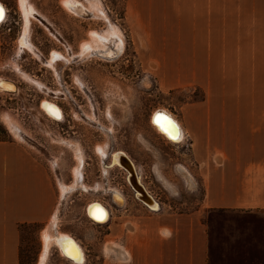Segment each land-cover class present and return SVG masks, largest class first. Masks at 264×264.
<instances>
[{
  "label": "rangeland",
  "instance_id": "rangeland-1",
  "mask_svg": "<svg viewBox=\"0 0 264 264\" xmlns=\"http://www.w3.org/2000/svg\"><path fill=\"white\" fill-rule=\"evenodd\" d=\"M64 1L10 0L14 19L1 25L0 139L34 148L56 192L45 223L19 226L20 264H40L44 253L42 264L113 261L114 223L124 212L196 209L204 195L199 164L219 137L218 113L235 108L236 97L264 108V0H71L72 10ZM244 57L240 77L235 63ZM43 102L61 109V120ZM156 111L180 122V142L156 129ZM121 152L155 208L112 164ZM94 202L109 209L104 223L88 216ZM202 220L208 264H264L251 261L264 246H244L264 209L205 210ZM63 235L77 241L78 259L69 246L63 252Z\"/></svg>",
  "mask_w": 264,
  "mask_h": 264
},
{
  "label": "crops",
  "instance_id": "crops-1",
  "mask_svg": "<svg viewBox=\"0 0 264 264\" xmlns=\"http://www.w3.org/2000/svg\"><path fill=\"white\" fill-rule=\"evenodd\" d=\"M0 5L12 9L10 0H0ZM6 34L1 26L0 56L7 49ZM238 64L240 77L247 76V57L236 61L235 69ZM246 107L247 99L236 97L235 108L219 112L221 120L213 123L220 134L211 158L199 164L204 168L201 204L192 211L124 212L114 223L115 260L103 264H208L205 210L264 209V108ZM55 200L51 174L35 149L14 138L0 139V264H20L19 226L45 223ZM249 226L252 233L244 246H264V223ZM251 259L264 263V254Z\"/></svg>",
  "mask_w": 264,
  "mask_h": 264
},
{
  "label": "bare ground",
  "instance_id": "bare-ground-1",
  "mask_svg": "<svg viewBox=\"0 0 264 264\" xmlns=\"http://www.w3.org/2000/svg\"><path fill=\"white\" fill-rule=\"evenodd\" d=\"M20 2H21L20 4H23L24 0H20ZM63 4L65 5L66 8H68V10H72V6H73L74 3L71 0H67V1H64ZM0 8H3V7L0 5ZM3 10H4V8H3ZM91 35L93 36V34H91ZM90 43L91 42L88 41L86 46H88V44H90ZM0 81H3V80L0 78ZM42 108L45 110V112L49 116H51L53 118H56V117L60 116V115H58V114H60V112L58 110L56 111V109L52 106V104H49L47 102H43L42 103ZM169 121L171 122V125L175 126L174 131L171 130L170 125H169ZM152 123L154 124L156 129L161 134L165 135L172 142L177 143V142H180V140H182L183 131L181 130L178 121L175 118H172L167 113H165L163 111H156L154 113L153 117H152ZM115 163H118L121 167H123L125 170L128 171L129 176H130L129 180H130L132 186L134 187V189L137 192V193L134 192L135 196L139 200H141L143 203H145L146 206H149L151 208H155L157 206L156 202L148 195L147 192L144 191L143 187L140 186L139 183L136 181L137 179H136V176H135L134 164L129 159V157H127L125 155V153H122V152L121 153H117L115 156H113L112 164L115 165ZM127 180H128V177H127ZM129 180H128V183H129ZM132 186H131V188H133ZM136 194H138V195H136ZM101 211L103 212V219L94 218V215H99V213ZM87 213H88V216L91 219H93V220H95V222L97 221L99 223H104L107 220L108 215H109L108 210L105 207H103L100 203H97V202L92 203L88 207ZM44 239H45V242H44L45 243V247H47L49 242H50V240L48 239V237H44ZM59 242H60L59 244L61 246H63V252L66 255H68L67 251H66V249H68V248H66V246H69V253H71V255H69V256L71 258L73 256H75L76 257L75 259H78L81 256L80 247L76 244L77 241H74L68 235H63L62 238L59 240ZM44 255H45V253L41 256L40 264H42Z\"/></svg>",
  "mask_w": 264,
  "mask_h": 264
},
{
  "label": "flooded vegetation",
  "instance_id": "flooded-vegetation-1",
  "mask_svg": "<svg viewBox=\"0 0 264 264\" xmlns=\"http://www.w3.org/2000/svg\"><path fill=\"white\" fill-rule=\"evenodd\" d=\"M14 12L15 13H17L15 10H14ZM11 19H14L13 18V16H12V11L11 12H8V18H7V20L6 21H8V20H11ZM10 24H11V22H10ZM9 29H10V26H9ZM52 53H55V52H52ZM59 55H60V52L58 51L57 52ZM54 57H55V55H53ZM53 57V58H54ZM57 106V105H56ZM59 109H60V107L59 106H57ZM63 117V114H62V111H61V109H60V117L58 118V120H61V118ZM113 156V155H112ZM76 160V159H75ZM84 162V156H83V161L81 162V164H80V166L82 165V163ZM76 163H77V161H76ZM77 165V164H76ZM80 172H81V170H80ZM79 176V175H78ZM76 180H78V177L76 178ZM86 188V187H85ZM88 188V187H87ZM100 203V202H99ZM101 204V203H100ZM103 207H105L108 211H109V209L106 207V206H104L103 204H101Z\"/></svg>",
  "mask_w": 264,
  "mask_h": 264
},
{
  "label": "snow or ice",
  "instance_id": "snow-or-ice-1",
  "mask_svg": "<svg viewBox=\"0 0 264 264\" xmlns=\"http://www.w3.org/2000/svg\"><path fill=\"white\" fill-rule=\"evenodd\" d=\"M3 18H4V10H3V8H0V21H2ZM169 125H170L171 130L174 131L175 126L174 125H171V122L170 121H169ZM94 218H96V219H103V212L101 211L99 213V215H94ZM69 254L71 255V253H69ZM72 258L75 259L76 257L73 256Z\"/></svg>",
  "mask_w": 264,
  "mask_h": 264
},
{
  "label": "built area",
  "instance_id": "built-area-1",
  "mask_svg": "<svg viewBox=\"0 0 264 264\" xmlns=\"http://www.w3.org/2000/svg\"><path fill=\"white\" fill-rule=\"evenodd\" d=\"M7 18H8V10L5 11V9H4V18L2 21H0V25H2V23L5 22L7 20Z\"/></svg>",
  "mask_w": 264,
  "mask_h": 264
},
{
  "label": "trees",
  "instance_id": "trees-1",
  "mask_svg": "<svg viewBox=\"0 0 264 264\" xmlns=\"http://www.w3.org/2000/svg\"><path fill=\"white\" fill-rule=\"evenodd\" d=\"M217 210H224V209H217Z\"/></svg>",
  "mask_w": 264,
  "mask_h": 264
},
{
  "label": "water",
  "instance_id": "water-1",
  "mask_svg": "<svg viewBox=\"0 0 264 264\" xmlns=\"http://www.w3.org/2000/svg\"><path fill=\"white\" fill-rule=\"evenodd\" d=\"M159 114V113H158Z\"/></svg>",
  "mask_w": 264,
  "mask_h": 264
}]
</instances>
